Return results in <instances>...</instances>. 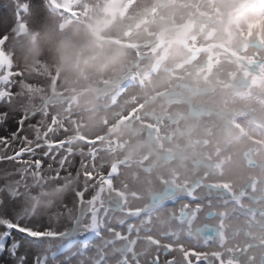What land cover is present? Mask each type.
<instances>
[{
  "label": "bare ground",
  "instance_id": "6f19581e",
  "mask_svg": "<svg viewBox=\"0 0 264 264\" xmlns=\"http://www.w3.org/2000/svg\"><path fill=\"white\" fill-rule=\"evenodd\" d=\"M66 1L69 4L72 2V0ZM81 1L84 8L82 9L84 14H81L86 17L91 10L99 8L101 4V0ZM130 1L123 3L120 17L124 23L129 11H135L134 17L138 15L131 27L133 29L130 37H132L134 33L145 27L151 29L154 17L141 14L144 9L143 3L136 0ZM166 1L167 4L165 1L151 0L153 6L160 8L168 16L166 21L160 18L158 30L148 32L149 39L146 42L138 43L129 39L127 43H121L119 40L116 43L127 47L132 57L129 69L122 80L129 75L128 81H132L131 83L144 82L159 66L163 57L171 51L172 45L166 38V30L176 31L179 43L185 50V56L179 60H173L170 56V66L179 71L170 72L166 82L153 90L158 91L154 94L164 100L166 106L162 105L163 108L175 110L173 114L176 112L178 123L169 124L168 127L163 125L162 129L157 128V123L152 124L153 126L134 125L127 128L129 130L117 139V143L120 144L115 146L116 149L113 145L107 144L110 149L107 150L101 164L95 168V180L89 184L85 192V200L80 204L76 203L73 195L85 183L81 176L75 174L80 158H75L73 175L55 180L50 178L49 174L45 189H42L41 184L45 182L44 179L40 180L41 182L30 181L31 186L18 215L25 220L52 216L58 218L62 229L69 230L76 226L77 219L81 221L87 219L91 233L96 230L100 234L103 230H107L105 226L108 219V226L114 225L111 219L117 215L113 219L114 222L115 219H119L122 226L126 227L125 233H121L118 240H125L128 244L120 246L121 243H119L118 246L114 245L115 248L106 249L109 257H115L116 264H186L191 259L193 261L195 259L191 262L192 264H197L201 256L209 257L212 264H228V262L229 264H264V241H254L264 237V219H260L264 217V149L262 151L257 143L253 145L255 142L252 140L237 141V136L241 138L242 133L234 130L237 128L231 117L236 110L233 107L249 108L258 115V120L264 127V67L260 68L257 64L241 62L235 58V56L243 58L242 55L249 57L253 53L260 57L264 66V11L259 7L264 0L255 5L252 4L256 0H217L215 2H220L225 7L222 14L217 13L218 10L210 9L211 0H181L183 3H177L176 8L174 4L177 0ZM53 17L57 20H70L66 18L67 16L60 19L59 16L51 13L45 17L44 22ZM162 32L164 35L161 34ZM183 33L189 34L183 35ZM153 51L157 55L152 59ZM46 66L54 73V77L51 82H46L36 96L28 102L36 103L39 100H46L47 106L51 104L67 111L72 105L70 99L66 101L61 98L58 102L50 103L45 95L50 84L61 89L62 97L67 95L63 92L61 82L50 63H46ZM26 73L25 78H30L31 73ZM237 74L238 77L233 80ZM31 82L35 83V81ZM145 83L146 81L137 84ZM148 86L145 85L140 90L136 89L138 91H135L133 96L127 97L126 104L121 110H107L109 112L107 115L123 114V112H127L126 115H128L131 111H135V106L140 107L142 103L139 102L148 97L145 93L150 94ZM238 86H240L239 90H235ZM122 88L123 85H119L118 90L121 91ZM116 92L117 89L99 96L96 105L104 103L109 107ZM250 93L253 99H249ZM193 100L198 101L196 107L199 113L197 109H193ZM153 104L158 105V103ZM230 106L233 107L229 108ZM181 110L187 113H181ZM216 110L219 111L217 120ZM200 111L203 112L200 114ZM133 118L134 115L125 122L128 123L134 120ZM115 130L112 129L109 136L113 135ZM109 136L104 137L106 141H110ZM76 140L73 139L71 144H74ZM202 146L209 148L202 158H198ZM212 147H214V155H211ZM166 149L172 150V157L173 153L181 156L182 159L179 160L183 161L184 166L190 165V168L187 167L185 171L181 170L177 173V176L174 175L170 183H165L168 179L165 171H162L164 173L155 172L156 166L150 169L151 164H161L164 168L166 167V164L161 162L162 158H159L162 156L159 154ZM88 155L86 151L85 157ZM166 155H168L167 152ZM119 156L124 159L123 166L131 165L128 175H123L125 173L119 169L122 163ZM130 160L132 163H129ZM91 163L92 160H90ZM116 164L117 167H115ZM167 169L166 167V171ZM6 170L14 171L10 164ZM212 170L216 173L215 180H212L213 175L210 174ZM103 173L106 174L105 177L99 179ZM192 174L203 177L197 176L200 182L196 185L199 187L197 194L199 193L204 203H194L192 200L188 202L187 196L184 200L182 191L175 192V190L171 196L168 192L175 187L179 188L189 180L192 181ZM113 177H115L114 182ZM3 178L0 179V185L3 184ZM69 181L71 184L68 183ZM61 185H67V187L57 198L52 193ZM40 191L46 195H40ZM167 192L169 195H165ZM176 194L181 197L172 200ZM91 196H95V200L89 202L88 197ZM46 202H50L51 207H48ZM174 203L179 204L172 208L171 204ZM65 204L69 205L67 211H63ZM28 207H31L29 211ZM61 212L62 214L57 217V213ZM117 223L115 227L120 228ZM91 236V241L96 238ZM102 237L105 244L111 243L109 235ZM212 242L216 246L212 247L210 245ZM62 243V240L55 239L54 247L51 248L45 243L40 251L43 252L49 248L55 251ZM105 248V245H102L100 252L106 251ZM100 252L97 250L92 259L88 258V263H100ZM91 253L90 243L85 251L76 255L75 264L85 263L87 256ZM36 254L35 251L29 253V264H33Z\"/></svg>",
  "mask_w": 264,
  "mask_h": 264
},
{
  "label": "snow or ice",
  "instance_id": "6c2138e0",
  "mask_svg": "<svg viewBox=\"0 0 264 264\" xmlns=\"http://www.w3.org/2000/svg\"><path fill=\"white\" fill-rule=\"evenodd\" d=\"M54 9L53 0H17L11 16L0 12V145H3L0 161L14 169L13 172L5 171L0 185V228L3 229L0 230V264H29V253L34 251L37 254L33 264H75L76 255L91 243L92 233L87 219H77L76 226L69 230L62 229L58 218L52 216L25 220L18 215L31 186L30 181L43 180L49 174L55 180L73 175L77 156L70 147L68 134L71 129L68 125L71 121H61L51 115L47 102L38 111L28 107V101L46 82L52 81L54 73L46 63H42L26 79L9 51L13 35L30 26L38 27ZM37 115L40 119L32 123V118ZM24 156L28 158L23 159ZM79 156L75 174L81 176L85 183L73 194L78 204L85 200V192L95 180V164H90L95 153L90 151L87 157ZM88 199L92 202L95 196ZM68 208L69 205L65 204L63 211ZM61 214L57 213V217ZM55 239L63 241L55 251L50 248L40 251L47 241Z\"/></svg>",
  "mask_w": 264,
  "mask_h": 264
},
{
  "label": "rangeland",
  "instance_id": "374dc122",
  "mask_svg": "<svg viewBox=\"0 0 264 264\" xmlns=\"http://www.w3.org/2000/svg\"><path fill=\"white\" fill-rule=\"evenodd\" d=\"M73 1L74 2L76 1V3H74ZM128 1H130V0H126V1L124 0L125 4H126V2L128 3ZM134 1L135 0H133L132 2H134ZM136 1L141 2V3L144 4V9L141 12V14L152 15L154 17L153 25H160V18H164L165 21L167 20L168 14L164 13L160 8L153 6L152 3H151V0H136ZM163 1H165L166 3L165 2L164 3L167 4V1L166 0H161V2H163ZM215 1H217V0H211V3L209 4L210 9H214L216 11L218 10L217 13L219 12V14L220 13L222 14L225 11V7L223 6L222 3L218 2L219 3L218 4ZM259 1H261V0H256V2L254 4H252V5H255ZM16 2H17V0H0V12H6L7 14H9V16H11L13 10L15 9ZM21 2H23V0H21ZM175 2H176L174 4L175 5V8L177 6V3H183L181 0H177ZM53 3L55 5V9L53 11H51L48 15H50L52 13L54 16H59L60 19H63V18H65L67 16L66 18L67 19H70L72 21H75L77 19H82L84 17L86 18V16L82 15V14H84V13H82L83 12L82 9H84V8L82 6V1L81 0H72L71 4L67 3L66 0H60V1L59 0H55V1L53 0ZM260 4H259V7L261 8V10L264 11V3H262L261 5ZM63 6H65V7H63ZM220 6H221V8H220ZM204 9H206V8H204ZM134 15H135V11L131 10V11L128 12L127 19L124 20V25H125L124 26L125 27L124 36H125V39L124 40H119L121 43H127V42H129V39L128 38L130 37V33H131L132 29H133L131 27H132V25L134 23L135 18L138 16V15H136L134 17ZM241 20L243 21V19H241ZM152 32H154V30H151L150 33H152ZM161 34H163V32ZM181 47L183 48V46H181ZM191 47L193 48L192 45H191ZM170 50L172 51V46H171V49ZM171 51H169V53L166 56L163 57L164 59L161 61V63L159 64V66L156 67L157 69L155 68V70L153 71V73H151L150 76L147 77V79L145 80L146 81L145 84H143V85L139 84L141 86H139L137 84V83H144L145 81L144 82L137 81V83H136V81H134L133 83H131L132 81L129 82L128 81L129 75H128L126 78H124L120 82V85H123V88H122L121 91L118 90V88H117V92L114 94L115 98H113L110 101L109 107L106 106V105H104V103H103V105H100L101 103L97 104L96 107L103 114V116H105V118L100 123H98L96 126H94V127L91 126L90 123L86 125V117L89 115L88 111L86 109L84 110V108H77L73 103L71 105L72 107L70 106L69 107V110H67V111L62 110L61 108H56V107H54L51 104L47 106V109H48V111L50 112L51 115L56 116L61 121H69V120L71 121V123L68 125L69 128L71 129V131L69 132L68 135L71 137V141L73 139H77L74 142V144L73 143L70 144V147H71L72 151L77 154V156L75 158H80V156H79L80 154H83L85 156L86 155V151H88V153H89V151H92V152L95 153V157H94V160H92V163H94L95 164V168H97V166L99 164H101V161L106 156L105 154L107 153V150L109 151V149H110V146L107 147V144L108 145H110V144L113 145L114 149H116V147L118 146L117 144H120V143H117V141H118L117 139H120L121 138L120 136L122 135V133H124V132H126V131L129 130L127 128H130V127H132L134 125H142V126H150L151 125V126H153L152 124H156L157 123V128L158 129H162V126L163 125H165L166 127H168L169 124H177L178 123L179 119H177L176 112L173 114V111H175V110L169 109V108H163L162 105H165L166 106V104L163 102L164 100L162 99V97L159 98V97L156 96V94H157L158 91L156 92V90H153L154 88L159 87L160 84L163 85L166 82V80L168 79V76H169V73L170 72H177V71H179L177 68H175L173 66H170L171 65V60H170V53H171ZM184 52H185V50L183 49L182 56H185V53ZM151 53H152L151 54V58L153 59V57L156 56L157 53L155 51H153ZM241 54H243V53H241ZM236 55H238V54H236ZM255 55L256 54L253 55V53H251L249 55V57L246 56V55H242V56H244L243 58H240L238 56H235V58H236V60H239L241 62L253 63L255 65L257 64L258 67H260V68L262 67L263 68L264 66H263L262 62L260 61L261 60L260 57L258 55H256L257 56L256 57ZM249 59H251V60H249ZM256 59H258V60H256ZM251 61H253V62H251ZM256 62H258L260 64H258ZM228 63H230V62H228ZM144 68H145V64H144ZM178 68H180V67H178ZM263 72H264V69H263ZM29 73H31V71ZM26 74H28V73H26ZM179 74H180V72H179ZM237 77H238V74L236 76H234V79L233 80H236ZM133 84H135V85H133ZM145 85H147V86L149 85L148 86V91H149L150 94L145 93V95H147L149 98L146 96L148 99L147 98H144L143 99L144 101L141 100L139 102L140 104L142 103L143 105L141 104L140 107L138 105H136L135 108H134L136 110L135 111H131L128 115H126L127 112H123V114L122 113L121 114L118 113L116 115H107L109 113L107 110H110V111H111V109H112V111H113V109H114V111L121 110L125 106V104H126L127 97H129L130 95L133 96L135 94V91L137 92L142 87H145ZM151 85H152V87H151ZM263 85H264V83H263ZM239 87L240 86L236 87L235 90H239ZM136 89H138V90H136ZM154 92L156 94H154ZM251 98L253 99V96L250 93L249 94V99H251ZM197 99H200V98H197ZM65 100L68 101L69 99H65ZM146 100H148V101H146ZM45 101L46 100H39L36 103H30V102H28V107H29L30 110L38 111L40 109L41 105ZM195 101L196 100H193L192 101L193 109L194 108H195V110L197 109L198 110L197 113H199V109L196 107V104L198 103V101H196V102ZM153 103H156V104L158 103V105H154ZM151 104H153V105H151ZM201 105L202 104H201V101H200V106ZM110 106H111V108H110ZM159 107H161V108H159ZM232 107L233 106H230L229 108H232ZM233 108H235L236 110H234V113L235 114L233 113L231 117L234 120V125L237 128V129H234V130L235 131H239V132L242 133V137L239 138V136H237V139L236 140L237 141L241 140V142H243V141L246 142L248 140H252V141L255 142L253 145H257L258 144L257 146H260V149L263 151V149H264V143H263V140H264L263 139V137H264V133H263L264 132V127L262 126V124L258 120L259 119L258 115L255 114L253 112V110L252 109H249V108H242V109L241 108H237V107H233ZM237 110L239 112H237ZM180 112L181 113H187V111L184 112L183 110H181ZM193 112H195V111H193ZM201 112H203V111H200V114H201ZM216 112H218V115L216 116V120H217V118L219 116V111L216 110ZM119 114H120V116H119ZM130 114H131V116H130ZM133 115H134V118H133L134 120H131L130 122L126 123L128 120H130L132 118ZM226 115L227 114L225 113V116ZM228 116H229V114H228ZM233 116H235V117H233ZM226 118H227V116H226ZM39 119H40V116L37 115L36 117L32 118L31 122L32 123H36ZM125 120H126V122H125ZM238 126H240V127H238ZM112 129H116L115 132L117 131L116 132L117 134L114 132L113 135L109 136V132ZM4 134H7V133H4ZM28 135L31 136V133H28ZM106 135H108L111 138V139L109 138L110 141L108 140L110 143L108 141H106V139L104 138ZM116 137H118V138H116ZM256 140H257V142H256ZM89 141H94V143L90 144ZM113 141H115V142H113ZM156 142L159 144L158 141H156ZM147 143H148L149 147L151 148L149 142H147ZM261 145L263 146V148H262ZM2 147H3V145H0V148H2ZM13 147H18V145H13ZM121 147H122V145H121ZM207 148H209V147H203V146L201 147V149L199 151V154H198V158H202L203 155H204V153L205 154L207 153ZM94 150L97 151V153ZM249 150L250 149H248V151ZM171 151L172 150H170V149H166V150H163V152H161V154H159V156L162 155L159 158L160 159L161 158L163 159V161L161 159V162L166 164V167L168 168L167 171H166V167L164 168L163 166H161V164L160 165L159 164H151V166H150V169L151 170L156 166L155 167V170H154L155 172L164 173L162 171H165V174L168 175V177H167L168 179H167V181L165 180V183L166 182L167 183H170L169 181L171 180V178L177 176V173L181 172V170L182 171H185V169L187 167L190 168V165L184 166L183 161L182 160H179V159H182L181 156L177 155L176 153H173V157H172ZM166 152H167L168 155L169 154L170 155L169 156L166 155ZM163 154H165V155H163ZM211 155H214V147L211 148ZM119 157L121 158V156H119ZM182 157L184 158L185 156L183 155ZM27 158H28L27 156H24L23 157V159H27ZM169 158H171L172 160L169 159ZM121 159H122V163H121L122 165L120 164L119 169L120 170L122 169L123 173H125L123 175H128L130 173L129 168L131 167V165L129 167L128 166H123V163H124L123 160L124 159L123 158H121ZM127 162H129V161H127ZM129 163H132L131 160H130ZM179 164L180 165L182 164V165L180 166ZM8 166H9L8 163L3 162V161H0V179H2V177L5 176V169L8 168ZM115 167H117V164L115 165ZM124 168L125 169L127 168V169L124 170ZM183 168H184V170H183ZM106 169H107V167H106ZM191 169L193 170V166H191ZM210 174L213 175L212 180H215V178H216L215 171L212 170L210 172ZM99 175H97V176H99ZM105 175L106 174H104V173L101 174V176H99L100 177L99 179L104 178ZM129 176H131V175H129ZM197 176L199 178H203L199 174H192V181L189 180L187 183H184L183 185L179 186V188L175 187L174 189H172L173 191L172 190H170L171 192L168 191L170 193V196L173 193H175V192H181L182 191L183 192L182 193V198L184 200H185V198L187 196V198H186L187 201L188 200H190V201L192 200L194 203H204L205 201H202L201 200V198L199 196V193L197 194V191L199 189V187H197V185H198L197 182L198 183L200 182V180H197ZM47 178H48V176H46L44 178V181L45 182H41L39 180L41 182V184H42V189H45L46 186H47ZM114 178L115 177H113V182H114ZM195 178H196V180H195ZM0 184H1V180H0ZM188 187H189V189H188ZM40 192L41 193H44L43 191H40ZM168 192L165 193V195H169ZM191 195L192 196L194 195V196L192 197ZM180 197L181 196L179 194H176V195H174L172 197V200H176L177 198L179 199ZM177 204H179V203L171 204L172 208L176 207ZM30 208L31 207H28V211H29ZM115 216L117 217V215H115ZM115 216H113L112 219H111V222L114 225L113 226H108V221H109V219H108L107 220V226H105L107 228V230L106 229L103 230L101 232V234L99 232H96V230H93L92 231V235L96 237L95 239H93L91 241L92 253L87 256V261L85 263H83V264H91L92 262L91 263H88V261H89L88 258L89 259H92L95 256V252L97 250L100 252V248H101L102 245H105V247H106L105 250L106 249L109 250L110 247H114L115 248V246H118L119 243H121L120 246H122V245L123 246H127V244H128L127 241L122 240V239L121 240H118L119 237H120V234L121 233H125L126 227L125 226L124 227L122 226V223H121V221H119V219H115V222H114L113 219H114ZM262 218L264 219V217H260V219H262ZM116 222H118L117 224L120 225V228L115 227ZM124 224L127 226L126 223H124ZM0 230H3V229L0 228ZM107 235L110 236L109 237V240L111 241V243H110L111 245L109 243L105 244L103 242V237L102 236H107ZM57 240H59V239H56V241ZM54 241L55 240L47 241L46 242V245L49 244L51 246V248H52V247H54ZM254 241H264V237L258 238V239L254 240ZM98 243L100 244V247H99V244ZM210 245L212 247L216 246L214 242H212ZM108 250L104 251L103 253L100 252V254H101V261L98 264H116L115 257H113V256L112 257L111 256L109 257ZM103 254H104V256H103ZM77 260H78V257H77ZM194 261H195V259H194ZM194 261L191 259L186 264H192L191 262H194ZM211 262H212V260L210 261L209 257H207V256H201V258L199 259V262H197V264H210ZM80 264H82V263H80ZM228 264H229V262H228Z\"/></svg>",
  "mask_w": 264,
  "mask_h": 264
},
{
  "label": "clouds",
  "instance_id": "9594fccd",
  "mask_svg": "<svg viewBox=\"0 0 264 264\" xmlns=\"http://www.w3.org/2000/svg\"><path fill=\"white\" fill-rule=\"evenodd\" d=\"M123 3L124 0H101L100 7L91 10L86 18L72 21L53 17L11 38L9 51L22 71L30 72L42 63H50L67 95L62 97L61 89L50 84L45 93L49 102L70 99L77 108L88 110L86 125L93 127L104 119L96 107L98 97L119 87L132 60L129 49L116 43L125 39L120 17ZM158 28L145 27L128 39L144 43L149 39L148 32ZM166 38L172 45L171 59H181L183 48L176 31L167 29ZM66 187L61 185L52 194L59 198ZM46 203L51 207L50 202Z\"/></svg>",
  "mask_w": 264,
  "mask_h": 264
}]
</instances>
